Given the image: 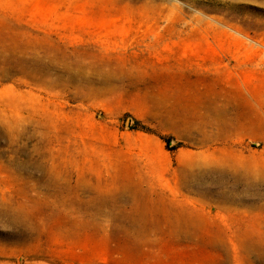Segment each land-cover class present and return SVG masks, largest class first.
Returning a JSON list of instances; mask_svg holds the SVG:
<instances>
[{"label": "rangeland", "instance_id": "374dc122", "mask_svg": "<svg viewBox=\"0 0 264 264\" xmlns=\"http://www.w3.org/2000/svg\"><path fill=\"white\" fill-rule=\"evenodd\" d=\"M0 264H264V0H0Z\"/></svg>", "mask_w": 264, "mask_h": 264}]
</instances>
